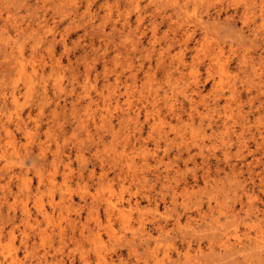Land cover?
<instances>
[{
  "label": "rangeland",
  "instance_id": "374dc122",
  "mask_svg": "<svg viewBox=\"0 0 264 264\" xmlns=\"http://www.w3.org/2000/svg\"><path fill=\"white\" fill-rule=\"evenodd\" d=\"M263 5L0 0V264H264Z\"/></svg>",
  "mask_w": 264,
  "mask_h": 264
},
{
  "label": "bare ground",
  "instance_id": "6f19581e",
  "mask_svg": "<svg viewBox=\"0 0 264 264\" xmlns=\"http://www.w3.org/2000/svg\"><path fill=\"white\" fill-rule=\"evenodd\" d=\"M264 6V5H263ZM20 68H21V66H20ZM26 78H28V76L26 77ZM13 102H16V97L14 96L13 97ZM22 124V123H21ZM25 128V127H24ZM107 205H108V207L109 208H111V207H114L115 206V204H113V203H111L109 200H107ZM44 209V208H43ZM117 209V208H116ZM40 211V210H39ZM44 212V211H43ZM24 214H25V216L24 217H26L27 219H28V216H29V212H28V210L26 209V207H25V209H24V212H23ZM118 213H119V211H118ZM25 220V219H24ZM12 258V257H11ZM13 260H14V258H12ZM12 262V261H11Z\"/></svg>",
  "mask_w": 264,
  "mask_h": 264
}]
</instances>
